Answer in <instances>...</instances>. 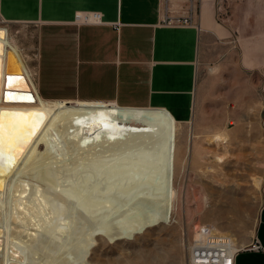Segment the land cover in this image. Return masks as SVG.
Instances as JSON below:
<instances>
[{"label": "bare ground", "instance_id": "bare-ground-1", "mask_svg": "<svg viewBox=\"0 0 264 264\" xmlns=\"http://www.w3.org/2000/svg\"><path fill=\"white\" fill-rule=\"evenodd\" d=\"M10 75L23 80L9 85ZM9 92L18 98L7 99ZM24 93L33 99H20ZM12 112L36 126H23L21 134H32L19 142L9 141L5 129L0 148V264H91L97 240H133L172 220L175 168L188 156L192 134L183 145L169 112L42 99L24 55L0 25V121L8 124ZM207 140L225 145L229 132L213 131ZM214 160L221 164L225 154ZM207 236L245 245L214 225L195 235Z\"/></svg>", "mask_w": 264, "mask_h": 264}, {"label": "crops", "instance_id": "crops-1", "mask_svg": "<svg viewBox=\"0 0 264 264\" xmlns=\"http://www.w3.org/2000/svg\"><path fill=\"white\" fill-rule=\"evenodd\" d=\"M162 6V0H0V17L36 24L30 72L44 100L160 108L184 132L192 118L212 116L207 110L215 108L205 103L200 70L234 62L246 75L263 69L264 101V0H199L190 25L163 22ZM79 12H99L100 22L76 23ZM255 238L262 249L240 250L235 264H264V184L257 224L244 246Z\"/></svg>", "mask_w": 264, "mask_h": 264}, {"label": "rangeland", "instance_id": "rangeland-1", "mask_svg": "<svg viewBox=\"0 0 264 264\" xmlns=\"http://www.w3.org/2000/svg\"><path fill=\"white\" fill-rule=\"evenodd\" d=\"M0 20L33 72L36 24ZM262 70H249L246 75L234 62L231 67L200 70L199 78L205 81L204 96L209 98L205 103L215 108L207 110L212 116L194 117L184 126V132L179 129L183 145L188 133L192 138L188 156L175 168L177 200L172 220L133 240H97L89 256L91 264H188V245L207 225L234 233L243 244L252 237L264 184V101L259 83ZM227 108L230 115H223ZM220 128L229 132L227 143L209 142L208 135ZM184 152L183 146V157ZM219 152L225 154L221 164L214 160Z\"/></svg>", "mask_w": 264, "mask_h": 264}, {"label": "built area", "instance_id": "built-area-1", "mask_svg": "<svg viewBox=\"0 0 264 264\" xmlns=\"http://www.w3.org/2000/svg\"><path fill=\"white\" fill-rule=\"evenodd\" d=\"M162 4L164 12L162 20L172 25L193 24L194 15L199 8V0H162ZM74 22H100V13L79 12L75 15ZM242 249L262 248L256 238L248 246L234 248L229 237L207 236L204 239L194 237L187 249L188 264H235V256Z\"/></svg>", "mask_w": 264, "mask_h": 264}, {"label": "snow or ice", "instance_id": "snow-or-ice-1", "mask_svg": "<svg viewBox=\"0 0 264 264\" xmlns=\"http://www.w3.org/2000/svg\"><path fill=\"white\" fill-rule=\"evenodd\" d=\"M7 79H8L9 85H11L14 80L22 81L23 77L10 75L8 76ZM6 98L9 100H13V99H17L18 97H16L13 93L9 92ZM19 98L28 99V100L33 99L31 95H27L25 97H19ZM3 115H5V113H0V116H3ZM7 115L12 116L14 119L10 121L8 124H5L3 121H0V148H2L3 142L5 140V129H7V139L9 141L19 142L20 140L23 139V136L32 134L30 131L21 134L20 129L23 126L30 125L32 128H35L36 126V121H29L28 116L24 113L12 112V113H8ZM35 115L37 117L42 116V114L40 113H36Z\"/></svg>", "mask_w": 264, "mask_h": 264}, {"label": "water", "instance_id": "water-1", "mask_svg": "<svg viewBox=\"0 0 264 264\" xmlns=\"http://www.w3.org/2000/svg\"><path fill=\"white\" fill-rule=\"evenodd\" d=\"M23 95H24V96H27V95H29V94H27V93H24V94H22V96H23Z\"/></svg>", "mask_w": 264, "mask_h": 264}]
</instances>
